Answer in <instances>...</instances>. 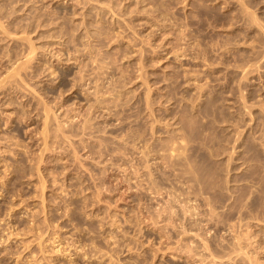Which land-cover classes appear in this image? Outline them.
I'll return each mask as SVG.
<instances>
[{
	"label": "rangeland",
	"instance_id": "374dc122",
	"mask_svg": "<svg viewBox=\"0 0 264 264\" xmlns=\"http://www.w3.org/2000/svg\"><path fill=\"white\" fill-rule=\"evenodd\" d=\"M263 38L264 0H0V264H264Z\"/></svg>",
	"mask_w": 264,
	"mask_h": 264
},
{
	"label": "bare ground",
	"instance_id": "6f19581e",
	"mask_svg": "<svg viewBox=\"0 0 264 264\" xmlns=\"http://www.w3.org/2000/svg\"><path fill=\"white\" fill-rule=\"evenodd\" d=\"M249 13H250V12H249ZM251 13H252V12H251ZM255 14H256V13H255ZM248 15H249V14H248ZM250 15H252V14H250ZM256 15H257V14H256ZM245 16H246V15H245ZM250 17H251V16H250ZM253 17H254V16H253ZM248 18H249V17H248ZM251 18H252V17H251ZM249 20L251 21V19H249ZM256 21H257V20H256ZM259 21H260V20H259ZM250 23H251V22H250ZM255 23H256V22H255ZM257 23H259V22H257ZM258 25H259V24H258ZM260 26H261V25H260ZM263 39H264V38H263ZM31 52H32V51H30L29 53H31ZM28 61H29V60H28ZM28 61H27V62H28ZM27 62H26V63H27ZM248 62H249V61H248ZM14 71H15V70H14ZM18 71H19V70H18ZM16 72H17V70H16ZM97 91L99 92V90H97ZM162 94H163V93H162ZM185 95H186V94H185ZM161 96H162V95H161ZM186 98H187V97H186ZM190 98H191V97H190ZM192 98H193V97H192ZM191 101H192V100H191ZM194 102H195V101H194ZM196 106H197V105H196ZM194 111H195V109H194ZM46 115L48 116V114H46ZM159 118H160V117H159ZM159 118H158V119H159ZM163 119H164V118H163ZM170 119H171V118H170ZM177 119H178V118H177ZM46 122H47V119H46ZM46 122H45V123H46ZM158 122H159V120H158ZM168 122H169V121H168ZM159 123H160V122H159ZM161 124H162V123H161ZM166 124H167V123H166ZM170 125H171V124H170ZM154 127H155V126H154ZM161 128H162V127H161ZM175 129H176V128H175ZM159 130H160V129H159ZM158 132H159V131H158ZM175 132H176V131H175ZM156 133H157V132H156ZM176 133H177V132H176ZM177 137H178V136H177ZM181 139H182V138H181ZM181 139H180V141H183V140H181ZM220 139H221V138H220ZM223 139H224V138H223ZM172 140H173V139H172ZM225 140H226V138H225ZM184 141H185V140H184ZM223 141H224V140H223ZM228 141H229V140H228ZM169 142H170V141H169ZM174 142H175V141H174ZM220 142H221V141H220ZM220 142H219V143H220ZM224 142H225V141H224ZM178 143H179V142H178ZM175 144H176V143H174V146H175ZM220 144H221V143H220ZM141 145H142V144H141ZM145 145H146V144H145ZM145 145H144V146H145ZM164 145H165V144H164ZM169 145H170V144H169ZM179 145H180V144H179ZM182 145H184V144H182ZM186 145H187V144H186ZM186 145H185V146H186ZM146 146H147V145H146ZM224 146H225V145H224ZM147 147H148V146H147ZM225 147H226V146H225ZM141 148H142V146H141ZM183 148H184V147H183ZM149 149H150V148H149ZM179 149H180V147H179ZM181 149H182V148H181ZM222 149H224V148L222 147ZM233 149H234V146H233ZM160 150H161V149H160ZM172 150H173V149H172ZM172 150H170V151H171V152H170L171 154H172V152H175V151L178 150V149H176L175 151H172ZM184 150H185V149H184ZM157 151H159V150H157ZM180 151H181V150H180ZM180 151H179V152H180ZM224 151H226V150H224ZM148 152H149V151H148ZM177 152H178V151H177ZM182 152H184L183 149H182ZM222 152H223V151H222ZM230 152L233 153L232 150H231ZM145 153H146V152H145ZM184 153H186V152H184ZM184 153H181V154L184 155ZM176 154H178V153H176ZM179 154H180V153H179ZM148 155H149V154H148ZM146 156H147V153H146ZM165 156H166V155H165ZM172 156H173V154H172ZM174 156H175V155H174ZM231 156H232V155H230L229 158H230ZM177 157H178V156H177ZM186 157H187V156H186ZM173 158H174V157H173ZM171 159H172V158H171ZM181 159H182V158H181ZM186 159H187V158H186ZM169 160H170V159H169ZM147 161H148V160H147ZM168 164H169V163H168ZM175 165H176V163H175ZM148 166H149V165H148ZM148 166H147V167H148ZM169 166H170V164H169ZM145 167H146V166H145ZM150 167H151V164H150V166H149V169H150ZM174 167H176V166H174ZM177 167H178V165H177ZM180 167H181V166H180ZM181 168H182V167H181ZM193 169H194V168H193ZM174 170H175V169H174ZM151 171H152V169L150 170V172H151ZM190 171H191V170H190ZM190 171H189V172H190ZM150 172H149V173H150ZM185 172H186V171H185ZM137 173H138V172H137ZM183 173H184V172H183ZM151 174H152V173H151ZM175 175H176V174H175ZM177 175H178V174H177ZM186 175H187V174H186ZM186 175H185V176H186ZM150 176H151V175H149L148 177H150ZM155 176H156V175H155ZM160 176H161V175H160ZM190 177H191V176H190ZM192 177H194V176H192ZM153 178H154V177H153ZM189 179H190V178H189ZM197 179H198V178H197ZM146 180H147V179H146ZM152 180H154V179H152ZM156 180H158V179L156 178ZM165 180H169V179H165ZM176 180H177V179H176ZM184 180H185V179H184ZM203 180H204V179H203ZM224 180H225V179H224ZM230 180H231V179H230ZM163 181H164V179H163ZM177 181H178V180H177ZM180 181H181V180H180ZM154 182H155V181H154ZM154 182H150V183H151L150 185H151L152 187H157V188H158V186L161 185V183H162V179H161L160 182L158 183V186H155L156 183H155V185H154ZM156 182H157V181H156ZM165 182H166V181H165ZM204 182H205V181H204ZM224 182H225V181H224ZM230 182H231V181H230ZM152 183H153V184H152ZM226 183H229V181H228V182L226 181ZM181 184H182V182H181ZM191 184L194 185V183H191ZM191 184H190V185H191ZM203 184H204V183H203ZM203 184H202V186H204ZM185 185L187 186V184H185ZM185 185L183 184V186H185ZM206 185H207V184H206ZM225 185H226V184H225ZM178 186H179V185H178ZM194 186H195V185H194ZM171 187H172V186H171ZM190 187H191V186H190ZM209 187H210V186H209ZM159 188H160V187H159ZM159 188H158V190H160ZM176 188H177V187H175V189H176ZM181 188H182V187H181ZM146 189H147V188H146ZM148 189H149V188H148ZM152 189H153V188H152ZM165 189H166V188H165ZM183 189H184V188H183ZM186 189H187V187H186ZM188 189H189V188H188ZM199 189H200V188H199ZM155 190H157V189H155ZM158 190H157V191H158ZM169 190H170V189H169ZM184 190H185V189H184ZM194 190H196V189H194ZM208 190H210V188H209ZM208 190H207V192H208ZM166 191H167V190H166ZM178 191H179V190H178ZM192 191H193V189H192ZM192 191H191V188H190V192H192ZM204 191H206V190L204 189ZM170 192H171V191H170ZM186 192H187V191H186ZM186 192H183V190H182V192H181L180 195H182V196L184 195V196H183L184 198H183V199L181 198L182 200L179 198V199H180L179 202H182V201L184 202V203H182V206H181V208L183 207L182 209H183V211H184V215H185V213H186V215H188V214H187L188 212H190V213L193 215V214L196 213V209L198 210V207H196V206H195V207H194V206L191 207V206H190V205H191L190 202H189V201H190V198H188V196L186 195ZM190 192H189V193H190ZM193 192H194V191H193ZM198 192H199V191H198ZM201 192H202V191H201ZM201 192H199V194H200ZM207 192H206V193H207ZM157 193L160 194L161 192H157ZM195 193H196V192H195ZM206 193H205V194H206ZM172 194H173V193H172ZM197 194H198V193H197ZM247 194H248V193H247ZM164 195H165V194H164ZM203 195H204V194H202V196H203ZM206 195H207V194H206ZM245 196H246V195H245ZM192 197H193V196H192ZM208 197H210V196H208ZM196 198H197V197H196ZM176 199H178V197H177V196H174L173 200H175V202H177V201L179 200V199H178V200L176 201ZM200 199H201V198H200ZM211 199H212V198H210V200H211ZM167 200H170V199H167ZM204 200H206V199H204ZM201 201H203V199H202ZM207 201H208V199H207ZM213 201H214V199H213ZM168 202H169V201H167L166 204L164 205V209H163V210H168V211H169V209H172V208H173V205H171V203L174 204V201H173V202L171 201V203H168ZM191 202H192V200H191ZM197 202H198V201H197ZM205 202H206V201H205ZM164 203H165V202H164ZM188 203H189V204H188ZM198 203H199V202H198ZM139 204H140V203H139ZM192 204H193V203H192ZM194 204H195V203H194ZM199 204H200V203H199ZM204 204H205V203H203V205H204ZM211 204H212V203H211ZM175 205H176V204H175ZM196 205H197V204H196ZM209 205H210V204H208V206H209ZM198 206H199V205H198ZM200 206H201V205H200ZM200 206H199V207H200ZM210 206H211V205H210ZM210 206H209V208H210ZM214 206H215V205H214ZM214 206H211V207H214ZM227 206H228V205H227ZM161 207H162V206H161ZM202 207H203V206H202ZM158 208H159V207H158ZM174 208H175V207H174ZM209 208H208V209H209ZM156 209H157V208H156ZM156 209H155V210H156ZM160 209H161V208H159V210H160ZM153 210H154V209H153ZM159 210H158V212H159ZM163 210H162V211H163ZM173 210H174V209L170 210L169 213L174 212ZM175 210H177V209H175ZM205 210H207V208H206ZM210 210H211V212H212L213 208H212V209H209V211H210ZM160 211H161V210H160ZM183 211H182V212H183ZM166 212H167V211H166ZM176 212H177V211H176ZM176 212H175V213H176ZM178 212H179V211H178ZM201 212H202V211H201ZM211 212H210V213H211ZM214 212H215V210H214ZM216 212H217V211H216ZM204 213H205V212H204ZM206 213H207V212H206ZM155 214H156V213H155ZM162 214H163V212H162V213L160 212V214H158V216L160 215V218H161V215H162ZM173 214H174V213H173ZM176 214H177V213H176ZM181 214H182V213H181ZM181 214H180V215H181ZM197 214H198V213H197ZM197 214H195V215L197 216ZM199 214H200V212H199ZM213 214H214V213H213ZM213 214H211V215H213ZM242 214H243V213H241V215H242ZM149 215H150V214H149ZM211 215H210V216H211ZM220 215H221V214H220ZM229 215H230V214H229ZM151 216H152V214H151ZM170 216H171V215L169 214V217H170ZM189 216H191V215H189ZM189 216H188V217H189ZM193 216H194V215H193ZM193 216H192V218H193ZM196 216H195V217H196ZM205 216H206V214H205ZM215 216H216V214H215ZM222 216H223V215H221V218H222ZM226 216H228V215H226ZM182 217H183V216H182ZM200 217H201V216H200ZM203 217H204V216H203ZM208 217H209V215H208ZM212 217H213V216H211V218H212ZM242 217H243V216H242ZM153 218H154V217H153ZM175 218H176V217H175ZM211 218H210V219L207 218V219L211 221ZM213 218H214V217H213ZM213 218H212V219H213ZM218 218H220V217H218ZM218 218L216 217V219H218ZM221 218H220V220H221ZM155 219H156V218H155ZM170 219H171V218H170ZM189 219H191V218H189ZM214 219H215V218H214ZM216 219H215V220H216ZM223 219H224V221H225V218H223ZM215 220H214V221H215ZM218 221H219V220H218ZM218 221H217V222H218ZM221 221H222V220H221ZM239 221H241V220H239ZM164 222H165V221H164ZM166 222H167V221H166ZM185 222H186V221H185ZM185 222H184V223H185ZM189 222H190V221H189ZM192 222H193V221H192ZM204 222H205V221H204ZM222 222H223V221H222ZM225 222H226V221H225ZM190 223H191V222H190ZM194 223H195V222H194ZM218 223H219V222H218ZM229 223H230V222H229ZM155 224H156V223H155ZM170 224H171V223H170ZM160 225H161V224H160ZM185 225H186V224H185ZM185 225H183V227H184ZM187 225H188V224H187ZM187 225H186V227H184L185 231L187 230V227H188ZM193 225H194L193 223L190 224V226H189V227H191L190 229L193 228ZM223 225H224V224H223ZM232 225H234V224H232ZM199 226H200V225H199ZM175 227H176V226H175ZM177 227H178V226H177ZM189 227H188V229H189ZM195 227L198 228V225L195 226ZM232 227H234V226H232ZM236 228H237V227H236ZM184 229H183V230H184ZM193 229L195 230V228H193ZM193 229H192V230H193ZM204 229H205V228H204ZM209 229H210V228H209ZM213 229H214V228H213ZM229 229H230V228H229ZM181 230H182V229H181ZM192 230H190V232H192ZM200 230H201V229H200ZM207 230H208V229H207ZM230 230H231V229H230ZM160 231H161V230H160ZM185 231H184V234L187 233L189 230H188L187 232H185ZM204 231H205V230H204ZM210 231H211V230H210ZM225 231H226V230H225ZM199 232H200V231H198L197 235L199 234ZM231 232H232V231H231ZM236 232H237V231H236ZM182 233H183V232H182ZM238 233H239V231H238ZM243 233H244V232H243ZM157 234H158V233H157ZM180 234H181V233H180ZM184 234H182V235H184ZM194 234H195V233H194ZM205 234H207V233L205 232ZM205 234H203V236H204ZM233 234H234V233H233ZM241 234H242V233H241ZM195 235H196V234H195ZM200 235H201V234H200ZM242 235H243V234H242ZM246 235H247V233H246ZM250 235H251V234H250ZM203 236H202V237H203ZM222 236H223V235H222ZM234 236H235V235H234ZM244 236H245V234H244ZM198 237H200V236L198 235ZM209 237H211V236H209V235L207 236V235H206V238H205V236H204L203 238H200L201 241H202V245H200V246H203L202 250L204 249L205 251H208L209 254L214 255V252H213V250H214V245H213V242H212V240H214V239H212V238L210 239ZM163 238H164V237H163ZM195 238H196V237H195ZM217 238H218V237H217ZM241 238H243V236L240 237V234L237 235V238H235V239H234V237H233L234 241H236V240H237V241H240ZM244 238H245V237H244ZM244 238H243V239H244ZM248 238H249V237H248ZM172 239H173V238H172ZM254 239H255V238H254ZM161 240H162V239H161ZM163 240H164V239H163ZM189 240H190V239H189ZM224 240H225V239H224ZM224 240H223V241H224ZM230 240H231V239H230ZM241 240H242V239H241ZM191 241H192V240H191ZM191 241H190V242H191ZM201 241H199V242H201ZM186 242H187V241H186ZM188 242H189V241H188ZM192 242H193V241H192ZM192 242H191V243H192ZM199 242H198V243H199ZM227 242H228V241H227ZM240 242H241V241H240ZM243 242H244V241H243ZM232 243H233V241L231 240L230 245H232V247H233V246H237L236 248H239L238 246L241 244V243H238V242H236V243H238L237 245H236V244H232ZM234 243H235V242H234ZM187 244H188V245H187ZM187 244L185 245V251H184V250H183V251L186 252V253H192V255H196V257L200 256V257H198L197 259L200 258V262L204 264V263H205V258H206V257L204 258L205 255H203V254H205V251L203 250L204 253H202V254H201V253H198V251L195 250V249H196V247H198L199 245L197 246V244H195V245H191V244H189V243H187ZM192 244H194V243H192ZM199 244H200V243H199ZM243 244H244V243H243ZM225 245H226V246H225ZM225 245H224V246L221 245V248L223 247L222 250H224L225 248H227L228 251H226V249H225V251L228 253L229 250H231L232 247H231L230 245H228L227 243H226ZM181 246H182V245H181ZM219 246H220V245H219ZM241 246H242V245H241ZM182 247H183V246H182ZM182 247L180 248L181 250H182ZM242 247H244V246H242ZM245 247H246V246H245ZM169 248H170V246H169ZM199 248H200V247H199ZM199 248H198V249H199ZM215 248H216V247H215ZM236 248H234L235 251H236ZM183 249H184V248H183ZM217 249H218V247H217ZM217 249H215V250H217ZM242 249H243V248H241V250H242ZM258 249H259V248H258ZM165 250H166V249H165ZM172 250H173V249H172ZM181 250H180V251H181ZM222 250H221V251H222ZM232 250H233V249H232ZM232 250H231V251H232ZM234 250H233V251H234ZM238 250H239V249H238ZM238 250H237V251H238ZM245 250H246V249H245ZM178 251H179V250H178ZM218 251L221 252L220 250H218ZM231 251H230V252H231ZM233 251H232V252H233ZM176 252H177V251H176ZM201 252H202V251H201ZM215 252H216V254L219 253V252L217 253V251H215ZM239 252H240V251H239ZM223 253H224V252H223ZM241 253H242V252H241ZM248 253H249V252H248ZM248 253H247V254H248ZM232 254H233V253H232ZM243 254H244V253H243ZM253 254H254V253H253ZM185 255H186V254H185ZM187 255H188V254H187ZM197 255H198V256H197ZM174 256H175V255H174ZM221 256H222V255H221ZM231 256H232V255H231ZM241 256H242V255H241ZM246 256H247V255H246ZM248 256H249V255H248ZM251 256H252V255H251ZM251 256H249V257L252 258ZM188 257H189V256H188ZM188 257H187V258H188ZM190 257H192V256H190ZM193 257H195V256H193ZM180 258H181V257H180ZM224 258H225V257H224ZM232 258H233V257H232ZM246 258H248V257H246ZM194 259H196V258H194ZM248 259H249V258H248ZM248 259H247V260H248ZM224 260H225V259H224ZM229 260H230V259H229ZM245 260H246V259H245ZM249 260H250V259H249ZM195 261H196V260H195ZM197 261H198V260H197ZM230 261H231V260H230ZM252 261H253V259L251 260V264H253ZM188 262H189V261H188ZM212 264H218V263L216 262V260H212ZM254 264H255V263H254Z\"/></svg>",
	"mask_w": 264,
	"mask_h": 264
}]
</instances>
